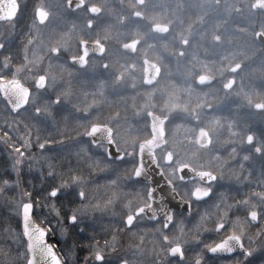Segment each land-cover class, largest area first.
I'll return each instance as SVG.
<instances>
[{
	"label": "flooded vegetation",
	"instance_id": "1",
	"mask_svg": "<svg viewBox=\"0 0 264 264\" xmlns=\"http://www.w3.org/2000/svg\"><path fill=\"white\" fill-rule=\"evenodd\" d=\"M15 1L16 14L0 19V25L14 29L11 40L0 39V84L18 81L29 90V97L25 108L13 113L0 94L5 112L19 115L35 97L39 106L52 99L58 103L65 97L73 103L76 88H83L84 94L99 102L98 107L88 112L59 113L56 108L52 112L61 120L64 117V140L84 135L92 144L86 135L92 126L100 125L121 155L119 159L109 157L105 132L100 144L105 157L122 168L115 170L118 177L131 176L116 197V237L109 238L105 233L99 238L107 247L120 245L121 249L110 255L95 254L89 248L97 237L86 238L81 231H73L62 239L56 232L57 226L66 223L75 227L80 221L79 216L70 215L76 192H66L67 207L58 203L62 212L54 223L45 212L35 214V206L41 208L49 189L29 193L30 198L37 199L36 204L31 201L34 220L46 231V241L61 264L264 262V252L254 254L252 245L243 236L230 233L229 223L219 219L220 209L231 204L236 208L232 217L244 210L242 218H246L251 236L264 226V42L258 39L259 33L264 35V11L253 8L257 0H249L248 7L242 9L245 14L237 20L225 0H81L78 7H72L73 0ZM253 17L258 22L254 29ZM34 25L44 28L35 40L41 38V44L48 47L40 52L39 59L36 56L28 61L25 49L34 39ZM246 31L250 37L243 35ZM27 63L39 65L29 80L25 71L15 72ZM50 83L58 98L43 95ZM38 105L36 114H40ZM95 118L96 123L85 132L84 121ZM160 121L165 143L151 155L163 177L173 185V192L190 205L189 213L172 209L168 226L166 218L151 220L144 212L150 205L165 207L168 194L162 191L153 198L151 184L135 178L139 147L151 139L152 125H160ZM69 123L74 126H67ZM189 151H194V159L186 156ZM185 166L208 173L212 179L182 180L179 169ZM220 179L228 181L222 182L225 187L217 186ZM196 189H201L198 199ZM61 192L52 196L50 190L49 198L60 199ZM79 195L84 201V192ZM107 198L110 204L115 203L110 195ZM224 198L230 204L221 203ZM252 203L247 212L245 206ZM97 207L94 215L104 221L100 215L106 213L105 208ZM254 212L257 223L250 219ZM19 227L23 234L22 219ZM188 231L196 234L198 249L193 243L187 248V243L179 240V234ZM143 232L148 236L145 239ZM234 235L242 239L248 255L209 254L214 246ZM25 242L27 254L19 264H29ZM76 245L78 255L74 258Z\"/></svg>",
	"mask_w": 264,
	"mask_h": 264
},
{
	"label": "rangeland",
	"instance_id": "2",
	"mask_svg": "<svg viewBox=\"0 0 264 264\" xmlns=\"http://www.w3.org/2000/svg\"><path fill=\"white\" fill-rule=\"evenodd\" d=\"M49 1L51 3L55 0ZM227 2L230 5L231 15H234L237 20L241 19L240 15L245 14L242 13V9L248 7L249 0H225V3ZM222 16L220 15L221 20ZM255 19V17L252 19L253 29L258 25ZM262 21L264 22V17ZM32 29L34 39L29 42L25 49L29 56L28 61L31 58L36 59V56L39 59L40 52L44 53V49L48 47L47 44H41L39 41L41 38L35 40L37 35H40L39 30L44 28L34 25ZM13 32V26L0 25L1 40H11L14 37L11 35ZM252 32L254 31L252 30ZM245 34L250 37L249 31H246L243 35ZM22 70L26 72V79H28L30 75L39 70V65L27 63L17 70L15 69V72ZM76 89L78 90L75 96L76 100L71 99L75 104L65 97L63 101L58 103H54V99H52L49 102L44 101L42 103L44 105L39 106L38 99L35 97L26 109L27 111L25 110V113L22 112L19 115L8 114L0 104V264H19L20 259L27 254L26 242L19 224L21 221V208L23 204L32 201L29 193L35 190L49 189L45 193L46 197L42 199L41 208L37 209L35 206V214L38 212L41 215L42 212H45L44 214L52 220V223H54V218L58 219L62 212L58 203L60 202L65 207L68 206L66 205V201H68V193L66 194V192H76V202L70 205L72 211L70 215L79 216L80 221L77 222L75 227H70L66 223L63 226H57L55 230L62 236V239L66 238L70 232L81 231L86 238H98L92 243L94 246L89 247L95 254L100 252L110 255L109 253H116L117 248L121 249L120 245H115V243L107 247L99 238L105 237V233L109 238L116 237L114 226L118 220V218H115L117 215L116 208L118 207L116 197L120 195L119 191L123 189V186L131 180V176L129 175L128 178L125 174V176L118 177L119 174H116L115 170L122 168L109 162L105 157L106 153L102 146H92L87 143L84 135L79 138L76 136L74 140L69 142L64 140V138H67L65 135L67 132L64 130L66 126L61 123L64 117L61 120L58 116L52 114L55 108L59 113H66L69 111L88 112L98 107L99 102L91 100L93 98L90 94H84L83 88L78 87ZM98 90L95 92L96 95H98ZM52 94L58 98V95L54 92L53 84L50 83L49 87L45 88L43 95L51 97ZM37 105L40 114L35 112ZM95 120L98 119L84 121L86 122L85 132L91 124L96 123ZM71 125L70 123L67 124V126ZM58 128H60V131H58ZM175 148L179 150L177 147ZM193 154H195L194 151H189L186 156L194 159ZM219 181L217 186L221 184L224 186L222 182H228L222 181V179ZM55 189L62 191L60 199L49 198V191ZM129 189L130 187H127V190ZM217 189L221 190L222 187H217ZM80 192H84V201H80ZM94 192L97 193L93 195ZM108 195L115 203L110 204V199L107 198ZM100 199L105 202H100ZM224 202L230 204L229 200L225 198L222 199L221 203ZM252 205L253 203L246 205L245 210L248 212L250 210L248 207ZM97 206L101 209L105 208L106 213L100 215L104 221L97 219L94 215L99 210ZM233 210H236V208L235 205L231 204L225 209H220L219 219L229 223L230 233L243 236L249 245H252L254 254L264 252V226L256 230V235L251 236L246 226V218H242L244 210H238L235 217H232L231 212ZM262 215L264 218V210ZM154 233L152 232L153 235H155ZM141 235L144 239L148 237L144 232ZM178 238L181 243H187V248L191 243L197 249L199 248L197 245L199 240H196V234L194 233L188 231L184 234L181 232ZM140 247L143 248L142 245ZM75 249L77 250L74 252V258L78 255V246ZM220 264L233 263L230 261ZM235 264L248 263L245 260L238 259ZM249 264H264V262H251Z\"/></svg>",
	"mask_w": 264,
	"mask_h": 264
},
{
	"label": "water",
	"instance_id": "3",
	"mask_svg": "<svg viewBox=\"0 0 264 264\" xmlns=\"http://www.w3.org/2000/svg\"><path fill=\"white\" fill-rule=\"evenodd\" d=\"M82 5L81 0H73L72 7H78ZM253 8L255 10L264 11V0H257ZM94 9V8H93ZM17 4L15 0H6L5 3H0V19L11 18L16 14ZM258 39L264 42V35L258 34ZM96 49V48H95ZM0 94L3 99L9 103L13 113H16L20 109L27 105L29 90L18 81H11L0 84ZM153 136L147 142H144L139 147V165L135 170V178L145 183H150L151 193H154V197H157L162 191L168 194V204L163 208H155L153 205L147 207L144 212L151 220L158 218H166V226L170 223L171 211L176 209L179 213L182 211L190 212L189 203L184 202L179 196L173 192V185L168 182L162 172L155 166V161L151 155L153 151L164 145V130L162 123H153ZM107 134L106 142L109 143L108 155L110 158L119 159L121 155L115 151V146L111 142L110 134L107 133L101 126L95 125L87 133V137L92 139L94 145L103 141L104 134ZM105 139V138H104ZM179 173L182 180L194 179L197 177H209L212 179V175L208 173L196 172L190 167H180ZM210 180H206L208 182ZM56 195L59 190L52 191ZM201 189L195 190V197L198 199V193ZM207 197V196H203ZM22 228L25 239L28 244V251L30 255L29 264H61V261L56 254L55 250L46 241V231L40 227L33 218V205L30 202L23 204L22 209ZM250 219L253 223H257V214L251 213ZM236 253H243L247 255L249 251L244 248L243 241L239 236L227 237L224 241L213 247L210 251V255L231 256Z\"/></svg>",
	"mask_w": 264,
	"mask_h": 264
},
{
	"label": "trees",
	"instance_id": "4",
	"mask_svg": "<svg viewBox=\"0 0 264 264\" xmlns=\"http://www.w3.org/2000/svg\"><path fill=\"white\" fill-rule=\"evenodd\" d=\"M33 203L36 204L37 202V199H32Z\"/></svg>",
	"mask_w": 264,
	"mask_h": 264
},
{
	"label": "snow or ice",
	"instance_id": "5",
	"mask_svg": "<svg viewBox=\"0 0 264 264\" xmlns=\"http://www.w3.org/2000/svg\"><path fill=\"white\" fill-rule=\"evenodd\" d=\"M53 195H56V193L55 192H53ZM74 219V218H73Z\"/></svg>",
	"mask_w": 264,
	"mask_h": 264
}]
</instances>
